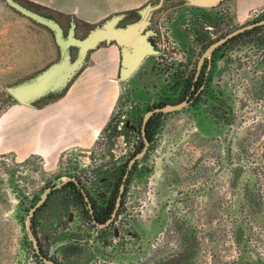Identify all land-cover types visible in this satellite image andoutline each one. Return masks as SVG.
<instances>
[{
    "label": "rangeland",
    "instance_id": "1",
    "mask_svg": "<svg viewBox=\"0 0 264 264\" xmlns=\"http://www.w3.org/2000/svg\"><path fill=\"white\" fill-rule=\"evenodd\" d=\"M235 3L236 0H230L222 8L228 11L226 23L229 25L223 33L242 27L254 17L251 12L249 19L239 22ZM171 6L165 7L168 14L164 23L169 25L166 36L178 45L189 38L186 23L194 24L193 9L171 10ZM33 8L54 15L46 9ZM262 9L264 7L253 10ZM68 27L66 23V29ZM77 34L80 38L86 35L78 29ZM166 50L167 54L173 52ZM58 58L59 49L53 34L0 0V124L4 113L17 105L6 87L31 79ZM231 94V103L237 106L231 126L226 127L224 121L213 124L211 120H199L185 113L167 124L158 136L160 143L148 158L152 167L149 169L157 172L150 187L159 185L160 181L163 183V162H168V184L155 186L154 193L145 187V193L135 200V207L138 208L140 202L145 205L143 213H146L147 223L136 226L141 246L132 247L130 251H140L150 241L145 257L138 262L104 259L98 253L97 240L80 241L75 223L70 226L74 230L64 231L72 211L66 208L65 214L58 217L59 200L55 202L54 213L47 211L42 234L51 233L56 219L64 224L61 229L52 228L57 237L47 250L57 249L64 264H158L173 256L176 257L174 264H182L186 259L190 264H264V105L257 108L258 95L253 88L246 97L248 104L244 102L247 109L242 104L246 94L239 84H233ZM129 106L128 99L125 102L120 99L110 120L126 121L123 116L127 115ZM15 110L19 111L12 109ZM11 129L9 134L16 132V128ZM112 133L111 137H107V133L105 139L86 151L91 154L81 150L66 155L64 152L59 165L63 160H71L73 165L87 164L92 169L95 162L105 159L106 155L124 160L133 137L120 129ZM59 165H47L39 157L19 163L14 152L0 153V264H38L34 244L26 230L29 214L26 202H38L44 190L55 184L57 177L64 176V167ZM213 177H216L214 182L201 195L181 199L202 189ZM74 245L79 248L75 247L72 253L68 247ZM188 255L192 256L191 260Z\"/></svg>",
    "mask_w": 264,
    "mask_h": 264
},
{
    "label": "flooded vegetation",
    "instance_id": "2",
    "mask_svg": "<svg viewBox=\"0 0 264 264\" xmlns=\"http://www.w3.org/2000/svg\"><path fill=\"white\" fill-rule=\"evenodd\" d=\"M155 1L151 0L147 4L151 3L155 7L152 10L149 27L154 34L149 37V40L157 53L147 56L127 80H116L120 93L118 101L123 99L125 102L128 99L130 106L127 115L123 116L126 121L112 120L110 125L111 128L120 129L132 135L133 142L129 147L130 152L121 161L117 157L114 160L106 155L105 159L95 162L92 169H89L87 164L83 167L73 165L74 162L71 160H63L61 165H59L61 160L56 162V166L64 167L62 170L64 176L57 177L58 180L68 178V181L61 188L53 189L45 203L38 207L32 216V230L38 240L40 250L38 252L34 246L38 264H48L45 260L53 264H64L56 253L57 249L49 250L52 241L57 237V233L53 232L52 228L61 229L64 223L56 219L51 233L42 234L44 223L47 220L45 215L49 210L54 213V209L57 208L56 200H59L58 217H61V213L65 214L66 208L72 211L64 231L74 230L70 226L75 223L77 225L76 234L80 237V241L93 238L97 240L98 253L102 254L104 259H115L121 253L130 251L132 247L141 246V236L136 231V226L142 227L147 223V219L146 213H143L145 205H141L140 202L137 208L135 200L145 193L143 192L145 187H149L152 191L155 186L168 184V162H163L161 169L163 183L160 181L159 185L154 184L152 189L151 179L157 177V172L149 169L152 168L151 162L148 164L151 151L157 144L159 145L158 136L166 125L188 113L199 120H211L213 124H220L224 121L226 127L231 126L233 121L231 114L233 113V117L237 114V106L231 103L233 84L236 86L239 84L241 91L246 94L242 103L244 109H247L244 102L248 104L246 97L250 95L251 88L254 92L256 90L258 95L257 108L264 105V9L253 10L254 17L242 26L255 25L254 27L227 39L213 49L210 55H206L208 49L233 32L229 30L223 33L229 25L226 23L228 11L222 8L230 0L223 1L212 8L192 6L187 0ZM147 4L140 9L125 12L127 15L121 22V26L140 20L142 15L139 10ZM167 5H172L171 10L182 7L193 9L191 16L194 24L190 26L189 21L186 23L190 30L189 38L178 45L170 41L169 35L165 34L162 37L160 31L163 25L165 29L169 26L168 22L164 23L168 14L165 10ZM250 15L247 19L251 17ZM141 40L144 44L142 38ZM104 47H107V44H101L98 49ZM166 49H172L173 52L167 54ZM95 51L90 53L89 62ZM72 54L75 58L77 49L73 48ZM119 54L117 79L120 77L122 67L120 49ZM68 89L62 93L47 96L37 102L36 106L58 102ZM179 105H182L183 109L164 111L169 106ZM147 115L149 117L145 121ZM173 117L175 119H172ZM146 140L149 142L148 146ZM146 146L145 156L131 165V161ZM73 151L78 150L73 149L64 154ZM112 152L114 153L115 150L112 149ZM122 186H124L123 189ZM54 187L55 184L46 189ZM156 194L160 195L161 192ZM33 202L32 206H35L37 202L35 200ZM30 210L29 207V212ZM47 247H49L48 250Z\"/></svg>",
    "mask_w": 264,
    "mask_h": 264
},
{
    "label": "crops",
    "instance_id": "3",
    "mask_svg": "<svg viewBox=\"0 0 264 264\" xmlns=\"http://www.w3.org/2000/svg\"><path fill=\"white\" fill-rule=\"evenodd\" d=\"M19 1L26 6L53 12L52 17L59 21L65 32L74 18L77 29L87 33L111 16L140 9L151 0ZM263 6L264 0H236L235 12L239 22L246 21L253 9ZM66 23L69 24L68 29ZM119 61L116 45L97 49L91 56L90 64L76 77L58 102L34 108L17 104L5 112L0 124V153L14 152L19 163L39 157L50 165L56 164L66 151L92 150L110 123L119 100V85L115 80ZM14 108L19 111H12ZM6 121L11 122L8 124ZM11 128H16V132L9 134Z\"/></svg>",
    "mask_w": 264,
    "mask_h": 264
},
{
    "label": "water",
    "instance_id": "4",
    "mask_svg": "<svg viewBox=\"0 0 264 264\" xmlns=\"http://www.w3.org/2000/svg\"><path fill=\"white\" fill-rule=\"evenodd\" d=\"M223 1L227 0H187L188 4L192 6L209 8L216 7ZM5 2L18 14L49 29L53 33L55 43L60 53L57 61L31 79L6 87L12 102L22 106L34 108L36 107L37 102L47 96L53 93H62L68 89L76 77L89 65L90 62L88 58L90 53L97 50L103 43L107 45L116 44L121 50L122 67L119 79L115 78V80H127L147 56L157 53L153 44L149 40V37L154 34V31L149 29L151 25L152 10L155 8L151 3L139 10L142 18L136 22L121 26V22L127 14H115L101 25H97L91 29L84 38H80L77 35V21L74 18L71 20L69 30L65 32L63 26L55 18L41 14L40 12L24 5L19 0H5ZM254 26L255 25H248L234 30L226 38L208 49L206 55H210L213 49L227 41V39L233 38ZM141 38L143 39L144 44ZM73 48L77 49V56L75 58H73L72 54ZM181 109H183L182 105L169 106L164 111L170 112ZM231 116L233 118V113ZM148 117L149 115H147L145 121ZM146 144L147 146L149 145L147 140ZM147 146L131 161V165L145 156ZM215 178L216 177H213L208 184L199 191L184 195L181 199L201 195L209 189V186L214 182ZM67 181L68 178H62L56 181L55 187L46 189L35 206H32L33 202H29L28 200L26 202L27 206L31 208L26 219V230L38 252H40V250L38 240L32 230V216L34 215L35 210L45 203L51 191L56 188H61ZM123 188L124 186H122V189ZM87 200L90 201L88 198ZM119 202L120 200L118 203ZM150 243V241H147L145 247L140 251L123 252L118 255V257H115V259L118 260L121 258L128 262H138L149 252ZM45 261L48 264H53L51 261Z\"/></svg>",
    "mask_w": 264,
    "mask_h": 264
},
{
    "label": "trees",
    "instance_id": "5",
    "mask_svg": "<svg viewBox=\"0 0 264 264\" xmlns=\"http://www.w3.org/2000/svg\"><path fill=\"white\" fill-rule=\"evenodd\" d=\"M21 3H23V2H21ZM24 4V3H23ZM24 5H26V4H24ZM28 7H30V6H28ZM30 8H32V9H34L33 7H30ZM34 10H36V9H34ZM36 11H38V10H36ZM43 14V13H42ZM44 15H47V14H44ZM47 16H49V17H52V16H50V15H47ZM239 37V36H238ZM112 122V121H111ZM110 122V123H111ZM110 123L105 127V129L103 130V132L101 133V135H100V137H99V139H98V141H97V144H99L100 142H101V140L102 139H105L104 137H105V135H107V133H108V136L107 137H111L112 135H113V133H112V131H117L115 128H111V125H110ZM79 248L78 246H69L68 247V249H71V251L72 252H75V250H73L74 248ZM170 257V256H169ZM188 258L190 257V258H192V256H190V255H188L187 256ZM189 258V260H191ZM162 260V259H161ZM176 260V257L175 256H173L170 260H162V261H159L158 262V264H174V261ZM183 261V260H182ZM182 264H190L189 263V261H188V259H186V260H184V262H182Z\"/></svg>",
    "mask_w": 264,
    "mask_h": 264
},
{
    "label": "built area",
    "instance_id": "6",
    "mask_svg": "<svg viewBox=\"0 0 264 264\" xmlns=\"http://www.w3.org/2000/svg\"><path fill=\"white\" fill-rule=\"evenodd\" d=\"M160 31H161L162 37H164L165 34H166V29H165V27H162Z\"/></svg>",
    "mask_w": 264,
    "mask_h": 264
}]
</instances>
